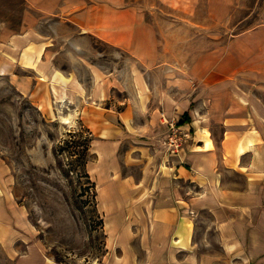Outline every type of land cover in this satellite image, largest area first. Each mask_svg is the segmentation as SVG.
<instances>
[{
	"label": "rangeland",
	"instance_id": "1",
	"mask_svg": "<svg viewBox=\"0 0 264 264\" xmlns=\"http://www.w3.org/2000/svg\"><path fill=\"white\" fill-rule=\"evenodd\" d=\"M90 1L96 0H0V62L9 59L16 63L20 53L11 55L6 51L16 50L14 39L30 33L35 39L20 42L23 52L32 51L34 43L46 46L44 60L51 62V70L65 75L70 72V77L79 79L88 90L94 75L89 68L99 75L113 70L120 72L122 81L98 104L85 97L81 104L89 106V112L85 111L81 118L80 103L76 107L53 102L47 77L32 86L33 92L23 93L9 75L0 74V167L3 175L7 172L2 183L9 198L24 211L27 226L18 231L23 239L0 243V264H124L123 246L132 245V221L144 218L142 207L136 208V204L143 202L146 192L132 190L130 178L141 171L140 164L132 163L137 161L132 159V150L145 145L132 137L131 129L125 130L121 120L110 121L115 114L101 109L111 107L117 113L124 109L125 103H132L129 77L133 68L143 69L145 65L161 64L159 87H167V80L179 72L190 80L200 81L208 75L218 79L231 74L241 76L242 56L246 57L249 43L244 42L245 54L240 41L233 52L226 50V44L243 31L264 26V0H141L138 8L145 25V34L140 35L141 60L92 35L79 36L72 23L60 17L63 5H69L68 12ZM120 4L129 5L132 0H121ZM252 42L254 50L260 48L258 40ZM263 59L264 53L260 61L264 62ZM245 75L249 80L255 78L251 73ZM254 91L264 96V89ZM234 92L240 89L233 83L217 87L218 94ZM126 114L132 122L130 107ZM62 116L70 122H61ZM160 118L166 127L162 114ZM167 119L178 123L180 118L167 115ZM80 124L96 137L91 148L95 155L87 165L95 188L85 192L81 190L90 185L85 177L80 178L74 170L69 175L62 171V165L65 170L72 168L68 163L75 157L55 153L67 132ZM178 125L183 128V124ZM101 128L117 130V138H99ZM184 130L190 134L188 143L192 130ZM166 133L167 128L148 138L155 141L151 145L159 154L157 161L161 160L159 152L163 150L161 142ZM112 141L118 142L117 145L112 147L109 144ZM100 147L103 154L98 157ZM140 150L146 156L142 157L152 163L153 158L148 156L151 150ZM229 178L238 183L243 181L233 173ZM179 185L183 194L189 192L193 196L200 191L189 181H180ZM141 186L144 189V184ZM188 213L197 225V250L219 252V231L211 226L214 213L206 206Z\"/></svg>",
	"mask_w": 264,
	"mask_h": 264
},
{
	"label": "crops",
	"instance_id": "2",
	"mask_svg": "<svg viewBox=\"0 0 264 264\" xmlns=\"http://www.w3.org/2000/svg\"><path fill=\"white\" fill-rule=\"evenodd\" d=\"M140 1L132 0V4L122 5L121 0H96L77 10L68 8V12L66 7L69 5H63L60 17L71 22L79 36L92 35L142 60L140 35L145 34V25L140 18ZM29 38L35 39V36L28 33L16 37L13 45L16 50L6 51L11 55L20 53L16 63L9 59L0 62L1 75H9L23 93L33 92L32 86H37L43 77H47L53 102L71 103L70 106L76 107L80 103L82 118L85 111L89 112V106L81 104L85 97L98 104L110 89L121 86L120 72L113 70L99 75L93 68H89L94 73L90 90L79 79L71 78L70 72L66 75L71 78L67 84L53 82L51 62L44 60L46 46L40 55L37 52L40 43H34L36 47L27 55L22 51L20 42ZM253 40L259 41L260 48H252ZM238 41L242 54L246 51L244 42L249 43L246 57L242 56L241 76L231 74L218 79L208 75L200 81L190 80L189 76L179 72L167 80V87H159L161 64L145 65L143 69L133 68L132 75L127 76L132 81V103H125L124 109L117 113L111 107L101 109L94 105L115 114L110 121L113 122L114 118L121 120L127 131L123 115L130 107L132 137L145 145L132 150V159L137 160L132 163L140 164L141 171L132 174V180L130 178L132 190H146L143 202L136 204V208L142 207L144 218L132 221V245L123 246L122 263L264 264V96L256 92L260 90L254 91L255 88L264 89V62L260 61L264 53V26L241 32L226 44V50L233 52ZM249 73L255 76L253 80L246 78L249 76L245 74ZM229 83L238 87L240 92L217 93V87L224 88ZM185 112L190 120L182 127L192 130V138L176 154H166L161 150V160L157 161L159 154L151 145L155 141L149 139L166 128L160 115L180 118ZM216 123L219 128H216ZM117 134L103 138L98 132V137L115 139ZM103 143L107 148L108 143ZM117 143L109 142L112 147ZM142 148L151 150L148 156L153 158L152 163L142 157V154L145 156L140 150ZM101 150L100 147L98 157L103 154ZM232 173L243 181L231 180ZM6 175L7 172L3 175L0 167L1 244L15 242L21 238L19 228L27 229L24 211L14 204L3 186ZM180 181L194 183L200 191L193 196L189 192L183 194ZM203 206L215 215L211 226L219 231V252L197 250V225L188 211L198 212ZM176 240L178 244H175Z\"/></svg>",
	"mask_w": 264,
	"mask_h": 264
},
{
	"label": "trees",
	"instance_id": "3",
	"mask_svg": "<svg viewBox=\"0 0 264 264\" xmlns=\"http://www.w3.org/2000/svg\"><path fill=\"white\" fill-rule=\"evenodd\" d=\"M189 120L190 117L188 113L185 112L180 117L178 124L187 123ZM95 139L96 137L93 132L83 124H80L79 127L69 130L65 139H63L62 143L58 144L55 149L57 156L62 157L65 155L68 158L75 157L74 160L71 159L68 163L70 165L69 167L72 168L65 170V166L62 165V171L65 175H69V172L74 170L79 174L80 178L85 177L87 179L90 185L85 186L88 188H84L81 190L82 192L95 188V184L91 181L90 174L87 170V165L92 160L91 156L95 155L94 152L91 151L92 143Z\"/></svg>",
	"mask_w": 264,
	"mask_h": 264
},
{
	"label": "built area",
	"instance_id": "4",
	"mask_svg": "<svg viewBox=\"0 0 264 264\" xmlns=\"http://www.w3.org/2000/svg\"><path fill=\"white\" fill-rule=\"evenodd\" d=\"M164 123L167 128V133L162 139L163 151L168 154H175L180 151L190 138L189 131L184 130L174 120H168L163 114Z\"/></svg>",
	"mask_w": 264,
	"mask_h": 264
},
{
	"label": "bare ground",
	"instance_id": "5",
	"mask_svg": "<svg viewBox=\"0 0 264 264\" xmlns=\"http://www.w3.org/2000/svg\"><path fill=\"white\" fill-rule=\"evenodd\" d=\"M43 47H44V46H40V47H39V49H38V51H37V52H38V55H40V53L42 52ZM28 49H31V47H29ZM27 53H30V51L27 52ZM27 53L24 52L25 55H27ZM0 74H2V73L0 72ZM52 74H53V75H52V80H53V82H59V83H62V84H67V83L70 82V80H71V78H69L68 76H66L65 74H63V73H62L61 71H59V70H54ZM46 104H47V103H45V105H46ZM43 107H44V106L41 104V105H40V108H43ZM47 107L50 109V112L52 113V107H51V105L48 104ZM123 120H124L125 124L127 125L128 129H131V130H132V124H131L130 118H129V116H128L127 114H124V115H123ZM60 121L63 122V123H68V122H70L69 118L66 117V116H62V117L60 118ZM117 132H118L117 130L112 131V130H110V129H108V128H103L101 131H99V135H100L101 137H103V138H107V137L113 136V135H114L115 133H117ZM209 145H210V143H209V140L207 139L206 147H208ZM242 151H244V149H242ZM182 173H185V171L182 170ZM103 199H104V197H103ZM178 243H179V241L176 240V241H175V244H178Z\"/></svg>",
	"mask_w": 264,
	"mask_h": 264
}]
</instances>
